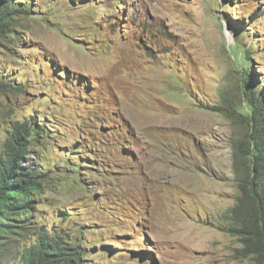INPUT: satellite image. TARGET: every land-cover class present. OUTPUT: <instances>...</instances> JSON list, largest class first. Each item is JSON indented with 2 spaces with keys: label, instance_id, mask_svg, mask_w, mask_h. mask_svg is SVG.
I'll return each mask as SVG.
<instances>
[{
  "label": "rangeland",
  "instance_id": "374dc122",
  "mask_svg": "<svg viewBox=\"0 0 264 264\" xmlns=\"http://www.w3.org/2000/svg\"><path fill=\"white\" fill-rule=\"evenodd\" d=\"M14 2L28 15L0 42V151L37 117L46 137L27 158L53 171L0 260L46 223L88 264H264L234 227L264 0Z\"/></svg>",
  "mask_w": 264,
  "mask_h": 264
},
{
  "label": "trees",
  "instance_id": "16d2710c",
  "mask_svg": "<svg viewBox=\"0 0 264 264\" xmlns=\"http://www.w3.org/2000/svg\"><path fill=\"white\" fill-rule=\"evenodd\" d=\"M26 3V2H25ZM19 4V3H18ZM14 0H0V42L15 32L21 16L28 15V7L18 5ZM253 82L256 79L252 77ZM8 84L0 82V94ZM249 108L253 122L251 142L241 147L246 162L236 163L239 176L246 175L241 184L244 207L242 219H236V231L245 237H255L252 244L255 252L264 255V93L250 88ZM45 125L39 124L37 117L31 122H15L0 151V254L8 251L4 236L15 227L13 223L23 222L36 211V197L44 191L53 168L35 163L27 157L31 153L33 141L45 138ZM80 159V156H78ZM28 217V218H29ZM34 219V218H33ZM52 227V228H51ZM65 228L43 224L35 230L32 243L20 250L16 263L0 264H88V253L81 244L71 239ZM251 246L250 242L247 244Z\"/></svg>",
  "mask_w": 264,
  "mask_h": 264
}]
</instances>
